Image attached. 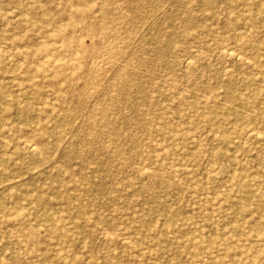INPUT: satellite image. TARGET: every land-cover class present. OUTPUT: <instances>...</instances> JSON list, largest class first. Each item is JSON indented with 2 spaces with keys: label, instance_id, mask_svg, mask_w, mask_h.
Wrapping results in <instances>:
<instances>
[{
  "label": "rangeland",
  "instance_id": "374dc122",
  "mask_svg": "<svg viewBox=\"0 0 264 264\" xmlns=\"http://www.w3.org/2000/svg\"><path fill=\"white\" fill-rule=\"evenodd\" d=\"M210 2L0 0V264H264V0Z\"/></svg>",
  "mask_w": 264,
  "mask_h": 264
},
{
  "label": "bare ground",
  "instance_id": "6f19581e",
  "mask_svg": "<svg viewBox=\"0 0 264 264\" xmlns=\"http://www.w3.org/2000/svg\"><path fill=\"white\" fill-rule=\"evenodd\" d=\"M106 2V1H105ZM103 3V2H102ZM203 3L205 4V6L207 7V6H209V5H211V2H210V0H203ZM104 5V4H103ZM76 6V5H75ZM71 7V6H70ZM17 16V15H16ZM190 18H191V14H189V16L187 17V20L184 22V24H185V27L186 28H188L189 27V23L191 24V22H190ZM119 19V18H118ZM117 21V20H116ZM60 23V22H59ZM109 24V23H108ZM76 25V24H75ZM115 26V25H114ZM117 27V26H116ZM54 28V27H53ZM114 28V27H113ZM63 29V28H62ZM65 30V29H64ZM96 32V31H95ZM163 36V35H162ZM108 38V37H107ZM114 40V39H113ZM61 41V40H60ZM107 41V40H106ZM107 43V42H106ZM110 44V43H109ZM119 45V44H118ZM119 47V46H118ZM18 48V47H17ZM63 49V48H62ZM224 49H225V47H224ZM0 50H2V49H0ZM15 50V49H14ZM72 50V49H71ZM106 51L104 52V54H103V52H101L103 55L100 57H97V56H95V57H97V59H94V61H93V63L91 64L92 66H90L89 65V67H91V68H89L90 70H91V72H93V73H97V72H99V70H101V67L104 65V64H106V63H108L109 61H110V55H111V50H112V47H107V49H105ZM201 50V49H200ZM223 49H221V51H222ZM225 50H227V49H225ZM231 50H233V49H231ZM114 51V50H113ZM234 51V50H233ZM2 52V51H1ZM68 52V51H67ZM235 52V51H234ZM234 52H232V51H230V50H227V51H225V53L227 54V55H230V56H233L234 55ZM236 53V52H235ZM80 54V53H79ZM78 54V55H79ZM238 54V53H237ZM2 55V54H1ZM4 55V54H3ZM239 55H241V54H239ZM76 56H77V54H76ZM112 56V55H111ZM237 56V55H236ZM46 57V56H45ZM239 57V56H238ZM23 58V57H22ZM236 58V57H235ZM4 59H6V58H4ZM238 59V58H237ZM3 61V60H2ZM55 61V60H54ZM249 61V60H248ZM186 65H187V68L186 69H191L192 68V61L191 60H187V62L185 63ZM195 68V67H194ZM121 69V68H120ZM190 72V71H189ZM189 72H186V75L185 76H187V75H189L190 73ZM94 74V75H95ZM98 74V73H97ZM93 76V75H92ZM94 77V76H93ZM98 77V76H97ZM93 79V78H92ZM86 81V80H85ZM116 81V80H115ZM113 83V82H112ZM118 84V83H117ZM94 86V85H93ZM179 93V92H178ZM182 93V92H181ZM104 95V94H103ZM96 104V103H95ZM103 110V109H102ZM101 113V112H100ZM239 116V115H238ZM91 117V116H90ZM103 117V116H102ZM93 119V118H92ZM102 119V118H101ZM93 125V124H92ZM254 130V129H253ZM252 132V131H251ZM257 131H255V133H256ZM91 133V132H90ZM248 133V132H247ZM254 132H253V134H255ZM260 133H262V132H260ZM92 134V133H91ZM249 134V133H248ZM248 134H246V135H248ZM252 133L250 134V135H253ZM263 135V134H262ZM258 136V135H257ZM259 138V137H258ZM261 140V139H260ZM28 142V141H27ZM26 142V143H27ZM110 142V141H109ZM29 145V144H28ZM36 145V144H35ZM29 148L31 149V150H33L32 151V153L33 154H38V150H37V146H34V145H30L29 146ZM40 151V150H39ZM127 170V169H126ZM204 170V169H203ZM146 173V172H145ZM152 173H153V171H152ZM162 173V172H161ZM142 175V174H141ZM234 225V224H233ZM232 225V226H233ZM109 232V231H108ZM259 234V233H258ZM8 264V263H7ZM193 264V263H192ZM219 264V263H218Z\"/></svg>",
  "mask_w": 264,
  "mask_h": 264
}]
</instances>
